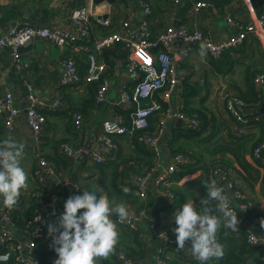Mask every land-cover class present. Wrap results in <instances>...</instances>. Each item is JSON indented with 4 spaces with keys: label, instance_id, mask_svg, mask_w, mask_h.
<instances>
[{
    "label": "crops",
    "instance_id": "crops-1",
    "mask_svg": "<svg viewBox=\"0 0 264 264\" xmlns=\"http://www.w3.org/2000/svg\"><path fill=\"white\" fill-rule=\"evenodd\" d=\"M153 5L150 18L153 31H159L167 26H189L209 33L216 42L223 41L237 31L230 21L233 17L243 24L256 19L262 12L263 0H182L173 3L171 0H149ZM205 1L209 5L198 13L197 3ZM93 0H0V31L10 23L29 21L34 24H44L52 27H70L71 12ZM94 6V4L92 5ZM95 13L97 18L107 14L119 24L123 20L130 21L138 27L143 20V7L140 0H119L114 4H102ZM106 31L94 22L93 39L104 35ZM24 69L17 72L7 47L0 46V91H11L19 108L15 117V129L8 133L3 119H0V142L13 139L24 143L25 157L22 167L28 173V189L21 190L19 202L14 208H7L0 196V219L4 212H11L20 222L18 238L28 243L31 238V228L28 225V214L33 215L35 208L42 206L44 210L50 207L58 209L60 215L64 212V204L78 187L77 193L99 190L107 195L113 205L124 203L127 210L146 209V215L139 221V229L134 233L119 229V241L129 244H118V252L125 251L133 258L131 264H159L158 258H163L167 264H201L192 254L177 247H164L163 239L157 236L151 222L156 218L162 229L172 239H176L173 229L176 227L174 213L187 201H192L197 210L200 200L204 197L199 183L205 170L218 159L229 166L234 173V180L243 187L255 207L248 212H242L243 232H253L260 240L259 250L252 257L255 262L264 255V158L253 157V148L258 144L262 131L259 127L252 128L243 136L236 137V122L227 112L225 98L227 95L242 97L248 102L246 113H254L264 117L261 108L264 104V86H257L255 78L264 73V43L254 36L246 40L240 47L225 52L221 59H213L207 52L201 56L197 46L177 47L174 52L176 63V87L171 99L163 101L176 114L184 106L200 111L203 121L197 130H186L182 120L177 115L167 120L164 134L159 138V155L144 143H137L131 135L114 136L118 143L115 152L109 154L105 167L90 159L88 151L97 149L108 153V147L102 141V122L106 119H117L119 116L129 117L131 105L124 102L123 90H132L136 84L128 64L129 52L121 44L104 50L99 56L100 61L108 64L107 75L110 78V90L105 101L97 103L95 91L97 84H84L79 87H61L62 66L60 61L70 50L68 47L56 46L47 40H34L20 48ZM80 70L86 73L87 56L77 54ZM192 86L195 92L189 95L191 102L184 98L187 87ZM62 94V109L39 108L47 115V125L44 131L37 134L31 127L27 108L31 92L40 100L53 102L58 92ZM251 91H256L257 100L249 101ZM161 99V96H157ZM249 106L253 109H249ZM80 112L83 122L77 128L74 115ZM159 116L150 118L149 132L157 129ZM62 143L78 146L83 151L75 158L65 157L61 151ZM143 144V145H141ZM220 144H228L236 149L217 150ZM183 154V164L178 168L172 183L169 185L174 192V198L155 187L154 180L173 162L174 157ZM41 157L55 165L56 173L48 177L44 183L37 182L34 169ZM153 171L145 196H140L133 173ZM183 172L181 177L177 174ZM190 175L185 181L182 177ZM219 186H222L218 183ZM127 187L130 192L124 193ZM223 187V186H222ZM56 190L57 197L49 205H45L39 195L43 190ZM99 195V194H97ZM215 203V202H214ZM43 210V211H44ZM116 215L110 218L115 220ZM55 218L49 223L55 225ZM15 219V218H14ZM17 222V223H18ZM48 223V224H49ZM242 234V233H241ZM240 234V235H241ZM129 235L132 239L126 238ZM239 235V236H240ZM52 237L46 228L44 238L37 241L36 257L39 264H54L57 253L50 245ZM49 250L47 254L42 250ZM120 256V255H119ZM121 258V256H120ZM218 261L213 258L205 264ZM10 264H18L13 261Z\"/></svg>",
    "mask_w": 264,
    "mask_h": 264
},
{
    "label": "built area",
    "instance_id": "built-area-1",
    "mask_svg": "<svg viewBox=\"0 0 264 264\" xmlns=\"http://www.w3.org/2000/svg\"><path fill=\"white\" fill-rule=\"evenodd\" d=\"M143 7V20L138 27L126 20L117 24L112 18H97L94 13L93 4L74 8L71 12L70 27H52L44 24H34L29 21H16L10 23L4 30L0 31V46L10 50V56L17 72H21L25 64L22 59L20 48L34 40H47L56 46L68 47L70 52L65 55L60 64L62 66L61 87H79L84 84L96 83L95 100L97 103L105 101L110 90V78L107 75L108 64L100 61L99 56L107 48H112L116 44H121L122 48L129 52L128 64L133 79L136 82L132 90H123L124 102L131 105L129 117L119 116L117 119H106L102 122V141L108 147V153H103L97 149L88 151L90 159L101 164L108 160L109 154L115 152L118 143L114 136L138 135V141L147 144L156 155L160 154L159 138L164 134L166 123L169 118L177 115L183 121L186 129L197 130L201 122L198 114L187 115L181 110L175 114L169 107H164L163 101L171 99L176 87V63L173 52L177 47L206 45V52L215 60H219L229 50L240 47L246 40L254 36L264 43V0L262 2V12L253 21L243 24L233 17L229 21L237 27V31L231 37L216 42L209 33L200 29H192L189 26L175 27L167 26L162 30L153 31L150 18L153 14V5L149 0H140ZM173 3H180L182 0H171ZM93 3V2H92ZM209 4L205 1L197 3L195 12L198 13ZM94 22L99 23L106 33L93 39ZM85 53L87 56L86 73H82L77 62V54ZM255 84L264 86V73L256 76ZM161 96L159 99L157 96ZM62 109V94L58 92L57 98L53 102L40 100L31 92L30 102L27 108L28 120L32 129L40 134L47 125V115L39 108ZM225 107L228 114L238 122V127L234 131L236 137L248 133L252 128L259 127L262 136L259 143L253 149V157L257 160L264 158V117L254 113L251 117L247 115L248 104L242 97L227 95ZM19 108L17 107L14 94L11 91H0V119H3L5 129L12 133L15 129V117ZM159 116L157 119V129L149 132L150 118ZM74 122L77 128L82 126L83 115L76 112ZM61 153L68 158L77 157L83 149L69 143H62ZM183 154L174 157L173 162L154 180L155 187L163 193H167L174 198V192L170 184L178 168L183 164ZM56 173L55 165L46 158L41 157L38 165L34 169V177L37 182L44 183L49 176ZM153 177V171L148 170L143 173H133L132 178L136 183L140 196H145ZM190 175L182 177L181 181L188 179ZM212 177L225 189L229 195L230 208L236 211L239 224L237 230L233 231L226 227L228 233L238 236L242 233L243 218L242 212L254 209V201L247 196L243 187L234 180L232 169L223 164H217L212 169ZM78 187L72 195L77 193ZM233 192V195L229 194ZM39 195L45 205L51 204L57 197L56 190H43ZM42 206L35 208L31 219H27L31 228V238L27 244L18 238L20 227L9 211L4 212L0 219V264H10L15 261L18 264H39L36 257L37 241L44 238V232L49 221L60 216L57 208L50 207L44 210ZM81 212L83 210H80ZM129 215L121 220L116 215L115 220L118 228L123 232L134 233L139 229V221L146 215V209L128 210ZM40 218V219H39ZM154 233L161 237L164 247H177L176 239L169 237L161 228L159 221L154 218L151 222ZM247 241L250 246H258L261 240L253 233L249 232ZM184 252L191 254L190 241L186 242ZM119 255L122 264H131L133 258L125 251H120ZM159 264H167L163 258H158Z\"/></svg>",
    "mask_w": 264,
    "mask_h": 264
},
{
    "label": "clouds",
    "instance_id": "clouds-1",
    "mask_svg": "<svg viewBox=\"0 0 264 264\" xmlns=\"http://www.w3.org/2000/svg\"><path fill=\"white\" fill-rule=\"evenodd\" d=\"M200 54H206V45H201ZM25 147L24 143L11 138L0 142V196L9 209L18 204L21 190L29 187L28 173L22 167ZM204 186L206 195L200 200V209L187 201L173 217L177 248L183 250L190 241L191 254L201 264L223 258L225 246L219 242L218 233L224 227L235 231L239 224L225 189L216 180ZM122 191L128 193L130 189L124 187ZM64 209L55 225L47 224L52 237L50 247L58 257L54 264H97L98 260H107L114 254L120 232L117 222L110 217L126 218L129 212L124 203L113 205L99 190L83 191L82 195L69 196ZM261 227H264V219Z\"/></svg>",
    "mask_w": 264,
    "mask_h": 264
},
{
    "label": "trees",
    "instance_id": "trees-1",
    "mask_svg": "<svg viewBox=\"0 0 264 264\" xmlns=\"http://www.w3.org/2000/svg\"><path fill=\"white\" fill-rule=\"evenodd\" d=\"M258 75H260V74H258ZM186 87H187V90H186V92H184V98L186 97L187 102L189 103V102H191L189 95L193 94L195 92V89H194V87L188 86V85H186ZM251 94H252V97H255V98L254 99L250 98L249 101L257 100V97H256L257 92L251 91ZM246 103L248 104L247 101H246ZM164 107H166V106L164 105ZM249 109H253V108L249 106ZM181 111L187 115H190V116L193 114H198L199 118H200V122L203 121V114L198 110L184 106V108ZM186 130H194V129H186ZM138 135H139V133L133 137L135 138V141L140 144V142L138 141ZM240 138H242V137H240ZM141 145H143V144H141ZM143 147H144V145H143ZM216 149L217 150H229V151L236 153V149L233 146L228 145V144H220L216 147ZM104 163H101L100 166L105 167ZM220 163L223 165H226L223 162V160L218 159L217 161L212 163L210 167H208L205 170V173L200 178L195 180L199 183L202 191L204 192V196L206 195V188L204 185L206 183L210 182L211 180H214V178L212 177V169L215 165L220 164ZM183 174H184L183 172H179L177 174V176L181 177ZM31 217H32V215L28 214L27 219H31ZM14 218L16 221L18 220L17 217H14ZM18 224L20 225V222H18ZM247 237H248V234L246 232H243V230H242V234L240 236L239 235L234 236V235H231L230 233L227 232L226 227L222 228L219 231L217 238H218L219 242L225 246V255L223 256L222 259H219L216 262H212L211 264H264V255L261 256V259L255 261V262L252 261V257L259 250L257 249V247H253V246L249 245V243L247 241ZM126 238L132 239L129 235H126ZM121 243L129 244L125 240L119 241L118 244H121ZM48 252H49V250H46V249L42 250V253L47 254ZM97 264H122V259L119 256L117 246H116L114 254H112L107 260H103V259L98 260Z\"/></svg>",
    "mask_w": 264,
    "mask_h": 264
},
{
    "label": "water",
    "instance_id": "water-1",
    "mask_svg": "<svg viewBox=\"0 0 264 264\" xmlns=\"http://www.w3.org/2000/svg\"><path fill=\"white\" fill-rule=\"evenodd\" d=\"M119 0H93V10H94V13H97L99 11V8L98 6L102 5V4H114L116 2H118ZM109 16L107 14H105L104 16L100 17V18H103V19H106L108 18ZM261 111L264 113V104L261 108ZM229 194L230 195H233V192L232 191H229Z\"/></svg>",
    "mask_w": 264,
    "mask_h": 264
}]
</instances>
